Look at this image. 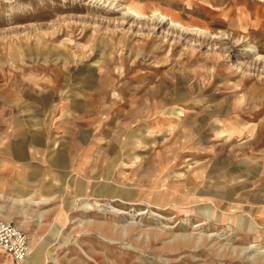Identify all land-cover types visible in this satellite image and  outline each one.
Returning <instances> with one entry per match:
<instances>
[{
    "label": "rangeland",
    "instance_id": "rangeland-1",
    "mask_svg": "<svg viewBox=\"0 0 264 264\" xmlns=\"http://www.w3.org/2000/svg\"><path fill=\"white\" fill-rule=\"evenodd\" d=\"M24 139L46 184L0 178V264H264V0H0Z\"/></svg>",
    "mask_w": 264,
    "mask_h": 264
},
{
    "label": "crops",
    "instance_id": "crops-1",
    "mask_svg": "<svg viewBox=\"0 0 264 264\" xmlns=\"http://www.w3.org/2000/svg\"><path fill=\"white\" fill-rule=\"evenodd\" d=\"M32 133L35 132L26 134V137L31 136L27 138H32L36 135ZM16 143L17 141L10 140L5 149L0 148V153L4 154L0 155L2 184L7 185V188L17 184L31 185L33 188L44 186L48 169L46 162L42 161L41 156L36 151L43 143L41 141L29 143L27 139Z\"/></svg>",
    "mask_w": 264,
    "mask_h": 264
},
{
    "label": "built area",
    "instance_id": "built-area-1",
    "mask_svg": "<svg viewBox=\"0 0 264 264\" xmlns=\"http://www.w3.org/2000/svg\"><path fill=\"white\" fill-rule=\"evenodd\" d=\"M0 249L16 260H24L30 253L23 232L5 222H0Z\"/></svg>",
    "mask_w": 264,
    "mask_h": 264
},
{
    "label": "bare ground",
    "instance_id": "bare-ground-1",
    "mask_svg": "<svg viewBox=\"0 0 264 264\" xmlns=\"http://www.w3.org/2000/svg\"><path fill=\"white\" fill-rule=\"evenodd\" d=\"M169 118H170V117H169ZM168 126H169V127H172V124L169 123ZM229 130H230V129H229ZM131 131H132V130H131ZM131 131H130V132H131ZM149 131H150V130H149ZM149 131H148V132H149ZM230 131H231V130H230ZM236 131H237V130H236ZM233 132H234V131H233ZM231 133H232V132H231ZM129 135H130V134H129ZM131 139H132V138H131ZM133 140H134V139H133ZM128 142H129V141H128ZM137 142H138V143H141L140 139H137ZM113 146H114V145H113ZM117 150H118V149H117ZM120 150H121V149H120ZM111 151H112V150H111ZM111 153H112V152H111ZM122 154H123V153H122ZM120 157H121V156H120ZM138 158H139L138 156H135V157L133 158V160L136 162ZM128 159H130V158H128ZM133 163H134V162H133ZM109 185H110V184H109ZM104 191H106V190H104ZM102 192H103V191H102ZM164 194L168 195L169 197H170V196L173 197L172 194L169 195L168 193H166V192H164V191H163V192H159V194H157L155 197L152 198L153 200H155V204H158V203H157L158 200L163 199ZM116 197H117V196H116ZM167 199H168V198H167ZM167 199H163V200L166 201ZM148 201H149V200H148ZM34 203H38V204H40V203H42V202H40V201H36V202H34ZM158 205H159V204H158ZM140 214H141V213H140Z\"/></svg>",
    "mask_w": 264,
    "mask_h": 264
}]
</instances>
